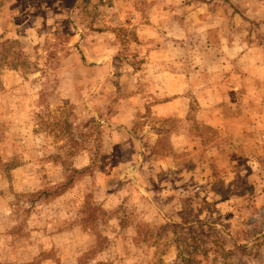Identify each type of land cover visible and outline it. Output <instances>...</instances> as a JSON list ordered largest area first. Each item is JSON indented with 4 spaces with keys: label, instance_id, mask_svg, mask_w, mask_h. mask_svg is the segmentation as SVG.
<instances>
[{
    "label": "rangeland",
    "instance_id": "374dc122",
    "mask_svg": "<svg viewBox=\"0 0 264 264\" xmlns=\"http://www.w3.org/2000/svg\"><path fill=\"white\" fill-rule=\"evenodd\" d=\"M0 264H264V0H0Z\"/></svg>",
    "mask_w": 264,
    "mask_h": 264
},
{
    "label": "crops",
    "instance_id": "0c3cea01",
    "mask_svg": "<svg viewBox=\"0 0 264 264\" xmlns=\"http://www.w3.org/2000/svg\"><path fill=\"white\" fill-rule=\"evenodd\" d=\"M139 27L137 28L138 31V39L139 40H143L142 37H145L147 35L148 32H150L151 34H153L154 32L152 31V27L149 25H145V24H138ZM99 34H103L105 38V45L102 44L103 46H99L101 47V49L99 50V54L100 53H109L110 52V48L112 47V42H116L115 39V35L113 34L112 30L110 31H105L102 33H93L91 32L89 34L90 37H95L96 39H101L102 37L99 36ZM85 44H87L88 42V37L86 36V40H83ZM104 41V40H102ZM108 43V44H107ZM172 99V100H171ZM181 103V98H177V99H173L170 98L169 100H163L161 102L158 103H154L153 105H151V109L159 116H163L166 117V115L168 116H176L179 112L178 109H176V107L174 105L180 104ZM169 111V112H166Z\"/></svg>",
    "mask_w": 264,
    "mask_h": 264
}]
</instances>
